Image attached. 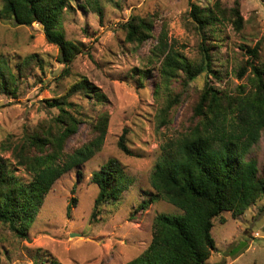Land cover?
Here are the masks:
<instances>
[{"label":"rangeland","instance_id":"obj_1","mask_svg":"<svg viewBox=\"0 0 264 264\" xmlns=\"http://www.w3.org/2000/svg\"><path fill=\"white\" fill-rule=\"evenodd\" d=\"M95 2L103 10L102 17L95 10ZM214 2L74 1L63 13V30L68 40L83 46L68 66L69 73L59 59V47L47 41L41 24L21 26L13 19L0 17V55L15 67L27 56L37 54L18 80L17 92L0 93V145L9 140L20 143L38 131L41 123L46 128L53 124L59 110L50 108L45 99L66 96L81 77H86L105 98L99 100L82 90L68 97L76 105L71 110L80 118V124L77 133L68 139L66 152L92 139L93 127L102 112L110 116L102 150L55 183L32 223L29 241L0 223L3 264H37L39 256L55 258L63 264H126L149 246L152 223L158 213H181L160 199L150 202L146 209L140 206L157 194L150 176L162 145L176 140L196 123L193 106L207 82L227 94H237L241 85L249 86L251 68L244 77L238 76L240 66L248 59L242 45L258 46L257 62L264 67V0H222L229 15L204 36L191 17L192 6L208 7ZM3 6L4 0H0V9ZM235 8H239L244 21L241 29L235 27L234 16L230 15ZM132 16L153 24L152 37L142 44L127 40L125 24ZM163 33L169 47L195 62L201 60V45L206 41L215 71L205 70L187 84L184 74L171 81L173 94L180 98L168 112L167 123L158 119L168 104L159 73L163 58L153 54ZM125 128L133 155L125 154L118 146ZM0 154L14 163L11 151L0 149ZM252 157L262 169L264 132L245 156L246 160ZM110 158L120 162L131 183L120 200L105 203L93 216L98 187L92 182V175ZM16 174L25 180L30 178L20 167ZM71 197L76 198V204L69 217L67 204ZM212 235L216 249L207 264H264V198L240 216L226 211L216 217Z\"/></svg>","mask_w":264,"mask_h":264},{"label":"trees","instance_id":"obj_2","mask_svg":"<svg viewBox=\"0 0 264 264\" xmlns=\"http://www.w3.org/2000/svg\"><path fill=\"white\" fill-rule=\"evenodd\" d=\"M74 1L77 0H4L0 17L13 19L21 26L41 24L47 41L59 47V59L69 73L68 66L83 46L68 40L63 30V13ZM95 10L102 17L98 2H95ZM190 14L205 36L213 25L227 19L229 12L223 8L222 0H215L213 6L193 5ZM230 15L234 16L235 27L241 29L244 21L239 8L231 10ZM125 28L130 42L142 44L152 37L153 24L145 18L132 16ZM166 38L165 33L159 37L153 54L163 58L159 73L167 90L168 104L158 119L167 123L168 112L180 98L173 94L171 81L184 74L187 84L205 70L215 71L206 41L201 45V60L195 62L169 47ZM242 48L248 59L240 66L238 76L244 77L251 68L249 86L241 85L237 94H227L207 82L193 106L196 123L176 140L162 145L161 156L150 176L151 187L157 194L140 206L146 209L150 202L160 199L181 213H158L152 223L149 246L126 264H207L216 249L212 235L214 219L226 211L234 217L240 216L254 202L264 198V167L260 169L253 157L245 158L264 132V67L257 62L258 46L242 45ZM36 57L37 54L29 55L14 67L0 55V93L15 94L18 80ZM78 90L93 93L99 100L105 98L86 77H81L66 96L45 99L50 108L59 110L53 124L46 128L41 123L38 131L25 136L20 143L9 140L0 145L1 151H11L14 161L0 154V223L8 225L21 239L30 240L32 223L55 183L95 157L105 143L110 116L102 112L93 127L92 139L66 152L67 141L77 133L80 124V118L71 110L76 105L68 97ZM127 133L125 128L118 146L125 154L133 155L127 144ZM17 167L30 174L29 180L16 174ZM92 182L98 187L93 208L95 216L105 203L120 200L131 179L120 162L110 158L93 173ZM75 189L76 185L73 193ZM75 204L76 198L71 197L67 204L69 217ZM35 261L63 264L55 258L40 256ZM0 264H3L1 255Z\"/></svg>","mask_w":264,"mask_h":264}]
</instances>
